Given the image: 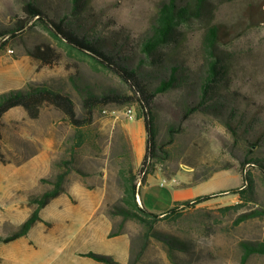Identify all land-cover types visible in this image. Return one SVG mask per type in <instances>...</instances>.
<instances>
[{
    "label": "rangeland",
    "instance_id": "rangeland-1",
    "mask_svg": "<svg viewBox=\"0 0 264 264\" xmlns=\"http://www.w3.org/2000/svg\"><path fill=\"white\" fill-rule=\"evenodd\" d=\"M27 1L0 0V32L25 25L16 35L0 37V92L47 83L69 94L86 121L76 127L53 104L43 105L37 116L22 105L5 112L0 124V264H111L91 252L116 264H264V252L247 254L244 244L264 242V171L244 164L247 157H264V139L252 146L250 136L247 141L233 134L226 116L204 107L187 111L205 74V31L220 23L230 30L229 40L221 42L230 56L223 90L264 119V0H208L202 16L180 25L177 40L162 49L166 61L190 69L196 84L156 94L162 161L139 188L138 200L161 212L172 205L176 186L207 174L213 175L192 190L196 196L213 195L162 214L151 229L115 212L123 196L120 169L133 165L138 171L146 152L147 131L133 90L119 74L67 46L38 17L28 20ZM38 1L56 17L71 3ZM85 1V17L97 21L100 33L117 31L116 36L138 42L151 34L167 0ZM47 46L55 56H41L40 48ZM85 89L103 97L89 116ZM63 171H69L66 190L42 208V220L26 235L5 242L32 213L31 196L50 188ZM245 171L252 177L248 184ZM173 177L178 181L162 184ZM241 186L248 188L243 195L237 190ZM169 236L183 242L172 253Z\"/></svg>",
    "mask_w": 264,
    "mask_h": 264
},
{
    "label": "trees",
    "instance_id": "trees-1",
    "mask_svg": "<svg viewBox=\"0 0 264 264\" xmlns=\"http://www.w3.org/2000/svg\"><path fill=\"white\" fill-rule=\"evenodd\" d=\"M207 1L187 0L183 3L178 0L165 1L158 12L151 34L138 42L127 36L125 38L116 36L115 32L117 31L108 35L100 33L97 21L85 17L87 11V1L85 0H71L70 6L59 17L52 16L38 0L26 2L25 11L28 20L38 17L57 38L66 42L67 46L90 55L99 64L119 74L133 90L140 110L139 116L144 117L147 131L146 152L142 167L138 171L134 169L133 165L120 169L123 196L115 212L124 218L138 219L150 229L162 214L176 212L213 195V193L201 194L191 199L176 201L165 212H154L138 200L139 188L148 183L149 174L154 172L157 163L162 161L160 154L163 152V147L157 140L158 128L153 105L154 98L159 92L184 84H196V79L190 74V69L181 62L176 61L172 64L170 61H166L167 54L163 55L162 49L177 40L180 25L190 24L193 19L202 16ZM262 11L264 13V10ZM24 27L22 22L15 30L0 32V37H5L9 33L16 35V32ZM229 34L230 30L224 28L220 23L207 27L203 39L207 60L205 74L200 76V80L196 84V91H194L196 101L187 107V111L191 113L204 107L222 117L226 116V124L234 135L243 134L247 141H249L247 136H250L252 146L260 145L264 139V119L258 116L256 111L253 112L238 104L236 97L223 90L226 86L225 77L228 76L230 68V56L227 51H222L221 42L229 40ZM6 40H2L1 43H5ZM39 52L45 58L55 56L54 49L49 46L45 49L40 48ZM155 78L160 79L156 87L152 85ZM82 94L86 114L92 115L95 106L101 103L103 97L89 89L83 90ZM104 98L106 100L107 97L104 96ZM45 104H53L61 109L78 128L86 121L79 116L75 100L69 94L45 83L29 84L25 87L11 88L0 92V124L5 112L14 106L22 105L31 115L37 116ZM255 131L258 133H253ZM245 163L256 165L264 171V157H247ZM68 173L69 171L59 172L50 188L41 194L31 196L30 200L35 204L32 213L13 233L4 238L5 242L26 235L37 222L42 220V208L66 190ZM212 175L207 174L196 183L209 179ZM139 179H141L140 186L138 185ZM245 180L246 184L252 182L251 174L248 171H245ZM237 190L243 195L248 191V188L245 189L241 186ZM167 240H169L171 253L174 247L181 246L180 244L183 243L171 236ZM244 244L247 254L264 252V242H245ZM90 254L111 264L117 263L108 256L95 252Z\"/></svg>",
    "mask_w": 264,
    "mask_h": 264
},
{
    "label": "crops",
    "instance_id": "crops-1",
    "mask_svg": "<svg viewBox=\"0 0 264 264\" xmlns=\"http://www.w3.org/2000/svg\"><path fill=\"white\" fill-rule=\"evenodd\" d=\"M137 156H139V158H141L143 156V152H142L141 148L139 149V151H137ZM149 176H148V180H149ZM195 183L196 182H191V183H187L184 186H176L178 189L174 193V196H173V199H172V205L170 207H172L175 204L176 201L185 200V199H191V198L196 197V195H194V192L192 190V185H194ZM142 203L144 204L143 201H142ZM168 209H166V210H168ZM166 210H163L161 212H165Z\"/></svg>",
    "mask_w": 264,
    "mask_h": 264
},
{
    "label": "built area",
    "instance_id": "built-area-1",
    "mask_svg": "<svg viewBox=\"0 0 264 264\" xmlns=\"http://www.w3.org/2000/svg\"><path fill=\"white\" fill-rule=\"evenodd\" d=\"M128 113H129V115H130L131 117L134 116V113H133V109H132V108H129V109H128ZM169 181L172 182V183H175V182H177L178 180H177L176 177H173V178H164L162 184H164V183H166V182H169ZM138 185H139V186L141 185V179L138 180Z\"/></svg>",
    "mask_w": 264,
    "mask_h": 264
}]
</instances>
